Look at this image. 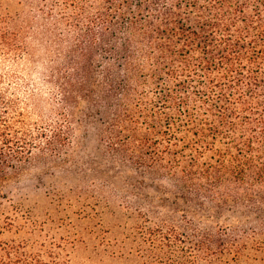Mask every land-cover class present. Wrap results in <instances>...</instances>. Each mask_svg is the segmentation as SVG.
<instances>
[{
    "label": "trees",
    "instance_id": "1",
    "mask_svg": "<svg viewBox=\"0 0 264 264\" xmlns=\"http://www.w3.org/2000/svg\"><path fill=\"white\" fill-rule=\"evenodd\" d=\"M18 1L29 11L1 17L0 52L17 65L39 41L49 101L32 108L25 78L0 75V193L34 151L59 159L78 112L112 159L170 186L156 191L176 212L264 220V0ZM237 228L187 239L239 259ZM0 264L68 262L0 242Z\"/></svg>",
    "mask_w": 264,
    "mask_h": 264
},
{
    "label": "rangeland",
    "instance_id": "2",
    "mask_svg": "<svg viewBox=\"0 0 264 264\" xmlns=\"http://www.w3.org/2000/svg\"><path fill=\"white\" fill-rule=\"evenodd\" d=\"M27 11L18 0H0V25L1 17ZM27 45L31 55L17 65L0 52V75L24 77L34 92L31 107L46 113L49 95L42 79L47 59L39 41L28 39ZM75 114L70 145L56 162L34 151L1 187L0 242L34 250L43 244L60 252L68 264H264V220L226 213L198 220L176 212L175 205L159 200L156 187L170 189L166 182H152L120 165L104 149L100 123ZM225 226L238 227L236 234L245 245L239 259L232 253L206 256L187 239L195 229L215 235Z\"/></svg>",
    "mask_w": 264,
    "mask_h": 264
}]
</instances>
